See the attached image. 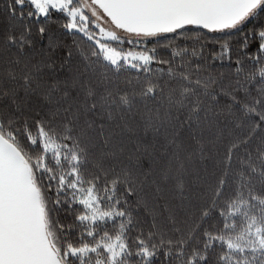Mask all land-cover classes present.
Wrapping results in <instances>:
<instances>
[{"label": "snow or ice", "instance_id": "1", "mask_svg": "<svg viewBox=\"0 0 264 264\" xmlns=\"http://www.w3.org/2000/svg\"><path fill=\"white\" fill-rule=\"evenodd\" d=\"M0 264H264V0H4Z\"/></svg>", "mask_w": 264, "mask_h": 264}, {"label": "trees", "instance_id": "2", "mask_svg": "<svg viewBox=\"0 0 264 264\" xmlns=\"http://www.w3.org/2000/svg\"><path fill=\"white\" fill-rule=\"evenodd\" d=\"M4 0H0V4H3Z\"/></svg>", "mask_w": 264, "mask_h": 264}]
</instances>
